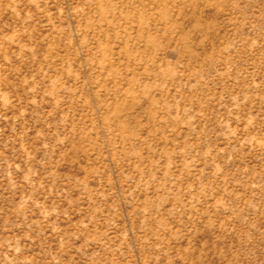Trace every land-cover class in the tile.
Wrapping results in <instances>:
<instances>
[{
  "label": "rangeland",
  "instance_id": "rangeland-1",
  "mask_svg": "<svg viewBox=\"0 0 264 264\" xmlns=\"http://www.w3.org/2000/svg\"><path fill=\"white\" fill-rule=\"evenodd\" d=\"M0 264H264V0H0Z\"/></svg>",
  "mask_w": 264,
  "mask_h": 264
}]
</instances>
